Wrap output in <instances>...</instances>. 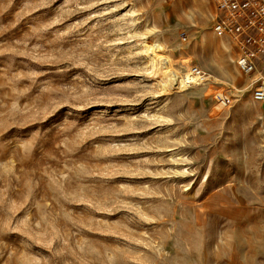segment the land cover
<instances>
[{
    "label": "rangeland",
    "instance_id": "374dc122",
    "mask_svg": "<svg viewBox=\"0 0 264 264\" xmlns=\"http://www.w3.org/2000/svg\"><path fill=\"white\" fill-rule=\"evenodd\" d=\"M213 17L0 0V264H264V102ZM154 47L238 87L168 92Z\"/></svg>",
    "mask_w": 264,
    "mask_h": 264
},
{
    "label": "built area",
    "instance_id": "2783aa9c",
    "mask_svg": "<svg viewBox=\"0 0 264 264\" xmlns=\"http://www.w3.org/2000/svg\"><path fill=\"white\" fill-rule=\"evenodd\" d=\"M214 7L213 30L233 44L240 71L253 77V98L264 102V0H211ZM192 77L200 83L206 74L192 65ZM222 106L232 103L230 96L220 93Z\"/></svg>",
    "mask_w": 264,
    "mask_h": 264
},
{
    "label": "bare ground",
    "instance_id": "6f19581e",
    "mask_svg": "<svg viewBox=\"0 0 264 264\" xmlns=\"http://www.w3.org/2000/svg\"><path fill=\"white\" fill-rule=\"evenodd\" d=\"M161 45V44H159ZM158 47V46H157ZM149 54L152 56V59L154 60L152 64H154V69L159 72L160 80H161V86L163 89L167 90L168 92H174V91H185L189 89L192 86L197 85L196 88L200 87V85H204L206 80L214 79L218 82H222V84H228L234 88H237L238 86L234 83H230L227 80L221 79L218 76L209 74L208 76H204L203 81L200 83H195L193 81L192 77V65L191 57H184L182 59V63L185 67V70L183 71L182 68H178L174 66L172 62V58L169 54L164 52L161 48H152L149 51ZM182 69V70H181ZM157 72V73H158ZM237 90V89H236Z\"/></svg>",
    "mask_w": 264,
    "mask_h": 264
}]
</instances>
